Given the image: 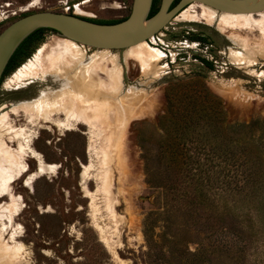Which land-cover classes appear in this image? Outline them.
Returning a JSON list of instances; mask_svg holds the SVG:
<instances>
[{
    "label": "rangeland",
    "instance_id": "rangeland-1",
    "mask_svg": "<svg viewBox=\"0 0 264 264\" xmlns=\"http://www.w3.org/2000/svg\"><path fill=\"white\" fill-rule=\"evenodd\" d=\"M16 1L18 15L3 21L0 33L37 10L119 21L129 16L133 3ZM103 3L117 4L102 9ZM124 4L128 8L119 9ZM175 19L154 45L149 43L162 53L155 73L146 75L138 61L125 60L124 50L111 51L120 56L123 92L135 87L143 92L128 104L127 112L136 110L134 118L125 121L123 113L118 125L116 110L109 116L113 127L107 133L118 136L109 147V192L102 182V140L91 142L88 126L76 122L67 131L63 113L51 122L12 112L37 100L45 89H60L42 72L16 78L38 59L45 57L48 66L57 54L51 45L66 38L44 31L30 54L4 77L0 111L9 107L11 126L22 127L24 134L14 138L0 127V141L21 152L23 170L0 197V205L21 198L16 218L0 216V247L12 248L11 258L0 257V264H264V57L233 62L230 49H243L228 34ZM246 31L227 33L249 37L253 47L264 42L261 30L252 36ZM83 47L89 56L101 53ZM202 59H209L213 69L185 63L203 64ZM207 146H217L220 153ZM207 158L228 160L221 164V184L212 189L207 186Z\"/></svg>",
    "mask_w": 264,
    "mask_h": 264
},
{
    "label": "bare ground",
    "instance_id": "bare-ground-1",
    "mask_svg": "<svg viewBox=\"0 0 264 264\" xmlns=\"http://www.w3.org/2000/svg\"><path fill=\"white\" fill-rule=\"evenodd\" d=\"M33 6V4L30 5V7ZM17 15L18 12H16V16ZM175 20L189 21V23H204L215 27L222 34H228L229 40L237 47L243 49V52L230 49L231 56L234 58L233 62H246L247 64L248 62L252 63L256 61L258 57H264V42L258 41L255 43L257 46L253 47V40L249 37H244L232 32L227 33L228 29H245L249 35L253 34L255 29L261 30L264 33V10L251 14H231L218 12L204 4L193 3L183 10ZM51 48L54 49L57 54L51 58V62L48 66L45 65V57L43 59H38L36 63H31L29 69L20 71L16 79L23 80L25 78H33L37 76L38 73L42 72L46 79L56 83L60 89L57 91H51V88L45 89L37 100L21 103L18 107H13L12 112L18 113L22 110L30 113L34 117H42L51 122H54L53 116L55 114L63 113L67 118L64 124L67 131H71L72 123L76 122L88 126L93 131L91 142H94L96 138L102 140L100 149L98 150L99 153L104 156L102 163L106 167V174L103 176L102 182L103 189L109 192L111 183L109 184L110 172L108 168L112 160L109 147L111 141L118 138V136L115 137L112 131L107 133V131L113 127L112 123L109 121V116L112 111L114 112V110H116L119 115L117 119L118 125L123 124V113L127 114L125 121L129 117L134 118L136 110L127 112L130 109L128 104L137 102V99L141 97L143 89L135 87V89H128L127 92H123L125 87L121 80L122 71L120 56L116 53L114 54L110 50H100L101 53L98 55L89 56L88 48L80 46L69 39H64L62 42H55L51 45ZM124 56L125 60L138 61L142 65L141 71L146 75L155 73V71H157L156 66L158 62L162 60L160 49L152 47L147 41H143L126 49L124 51ZM103 92L107 93L106 95L108 98H101ZM137 105H139V102ZM8 109L9 107H3L0 111V127L4 128L7 133H11L14 138H20L24 134V130L22 127L21 129H15L11 126L12 123L10 124L11 120ZM43 165H45V163ZM21 167V152H12L5 143L0 141V197L6 195L9 184L12 183L16 177L21 176L23 173ZM27 184L29 185V182ZM20 201L21 198L13 196L11 203L0 205V210H2L0 216L5 213L8 214L11 220L14 217L16 218ZM11 249L10 246L4 248L0 247V257L8 259ZM115 256L118 259L117 254H115ZM7 262L9 263V261Z\"/></svg>",
    "mask_w": 264,
    "mask_h": 264
},
{
    "label": "water",
    "instance_id": "water-1",
    "mask_svg": "<svg viewBox=\"0 0 264 264\" xmlns=\"http://www.w3.org/2000/svg\"><path fill=\"white\" fill-rule=\"evenodd\" d=\"M175 1L161 0L158 11L151 15L154 0H133L129 16L113 24L52 11L25 13L0 33V86L18 48L40 29L51 30L62 38L92 49L125 51L154 38L193 3L231 14H251L264 10V0H179L173 6ZM185 63L200 68L197 64Z\"/></svg>",
    "mask_w": 264,
    "mask_h": 264
},
{
    "label": "trees",
    "instance_id": "trees-1",
    "mask_svg": "<svg viewBox=\"0 0 264 264\" xmlns=\"http://www.w3.org/2000/svg\"><path fill=\"white\" fill-rule=\"evenodd\" d=\"M179 0H176L174 2L173 5H176L178 3ZM161 0H154V3H153V8H152V13L151 15H154L157 10H158V6L160 4ZM126 19V18H125ZM89 20H92V19H89ZM124 20V19H123ZM123 20H119V21H95V20H92V21H95V22H98V23H103V24H113V23H117V22H120V21H123ZM44 31H51V30H47V29H40L38 31H36L35 33H33L31 36H29L22 44L21 46L18 48V50L16 51V53L14 54V56L12 57L10 63H9V66L5 72V75L4 77L9 73V71L13 68H15V66L18 64V59L19 57L21 56V53L23 52V50L25 48H27L29 45H31L32 43H36L38 42L39 40L42 39L41 37V34L44 32ZM205 61V60H204ZM207 64L210 65L212 67V63L207 61ZM4 80V78H3ZM2 80V82H3ZM212 118V115H209L207 114V119H210ZM208 147V146H207ZM210 150H212L213 152H217V153H220L218 151V147L217 146H209L208 147ZM222 155V154H221ZM223 157H226V156H223ZM221 158V157H220ZM225 162H228V160H223V161H217L215 160V158H207V186H209L210 188L213 186V185H219L218 183L221 184V180H219L220 176L223 174L224 169H222V166L221 164L225 163ZM203 165H206V164H203ZM219 168H221V170L217 171ZM246 181L248 182L249 181V178L246 177ZM217 182V183H216ZM223 184L222 185H227V183L225 182H222ZM212 189V188H211Z\"/></svg>",
    "mask_w": 264,
    "mask_h": 264
},
{
    "label": "flooded vegetation",
    "instance_id": "flooded-vegetation-1",
    "mask_svg": "<svg viewBox=\"0 0 264 264\" xmlns=\"http://www.w3.org/2000/svg\"><path fill=\"white\" fill-rule=\"evenodd\" d=\"M173 6H175V5H173ZM159 7H160V4L158 6V9H159ZM16 11H17V1L16 0H0V20H4L5 22H7L9 19H11V20L15 19L17 17ZM34 44H36V43H32L31 45H29L27 48H25L23 50V52L21 53V56L17 60L18 62H20V60L26 58L30 54L29 48H31ZM198 58H200V57H198ZM204 60H203V64H199V63H192V64H197L198 66H200V68L207 67V68L212 70L213 65L211 67L210 65L207 64V61H209V59H207V60L204 59ZM193 67L198 68L197 66H193Z\"/></svg>",
    "mask_w": 264,
    "mask_h": 264
},
{
    "label": "built area",
    "instance_id": "built-area-1",
    "mask_svg": "<svg viewBox=\"0 0 264 264\" xmlns=\"http://www.w3.org/2000/svg\"><path fill=\"white\" fill-rule=\"evenodd\" d=\"M104 2H108V0H104ZM117 3H103V5L101 6V8L102 9H105L104 7L106 6V5H108V7L110 8V7H113L114 5H116ZM121 6V8H119V9H127L128 8V6L126 5V4H124L123 6L122 5H120ZM115 9H117V8H115ZM74 15H76V14H74ZM77 16H79V15H77ZM81 17V16H80ZM4 20H0V24L3 22ZM160 35V33L159 34H157L154 38H152V39H150L148 42L151 44V45H154V43L155 42H153V40L154 39H156V38H158V36Z\"/></svg>",
    "mask_w": 264,
    "mask_h": 264
}]
</instances>
